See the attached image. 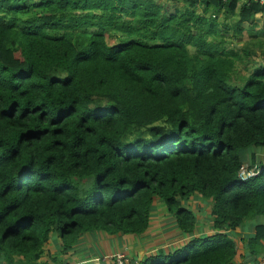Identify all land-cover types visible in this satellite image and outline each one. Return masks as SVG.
I'll return each mask as SVG.
<instances>
[{
  "label": "trees",
  "instance_id": "1",
  "mask_svg": "<svg viewBox=\"0 0 264 264\" xmlns=\"http://www.w3.org/2000/svg\"><path fill=\"white\" fill-rule=\"evenodd\" d=\"M33 1L0 0V263L67 264L84 232L142 234L157 199L192 235L184 202L200 196L214 233L138 264H235L230 231L264 217V163L238 177L247 149L264 147V38L240 55L224 35L259 25L264 37L263 4ZM253 47L261 60L235 81ZM262 241L264 222L241 258L255 263Z\"/></svg>",
  "mask_w": 264,
  "mask_h": 264
},
{
  "label": "crops",
  "instance_id": "2",
  "mask_svg": "<svg viewBox=\"0 0 264 264\" xmlns=\"http://www.w3.org/2000/svg\"><path fill=\"white\" fill-rule=\"evenodd\" d=\"M260 150H264V147L257 148L255 151V166L264 163V154L260 153ZM248 161L249 157H246L243 163ZM153 205L149 226L142 234H109L101 230L84 232L74 247L61 256L62 262L67 264H85L84 262L87 260L111 255L115 252H123L130 260L140 262L144 257L155 254L159 250L163 252L174 251L192 237L214 233L211 219L208 215L210 213L209 200L200 196H191L184 202L186 207L193 210L197 218L196 228L192 235L185 234L178 229L174 218L167 212L161 200H155ZM206 207H209V213L205 214V218L202 220L198 219V213L203 211L206 213V210H208ZM157 213L161 214V219L159 217L158 220L156 219ZM260 222H264V217L255 216L245 220L241 226L230 231L232 239L237 242V254L234 257L235 264H254L252 257L242 259L241 255L244 253L243 243H245V239L253 233L254 226ZM54 237L53 242H49L48 246H53L52 251L55 253L59 240L55 238L56 240L54 241ZM261 243L264 246V241ZM263 256L264 253L257 255L255 261L260 260Z\"/></svg>",
  "mask_w": 264,
  "mask_h": 264
},
{
  "label": "rangeland",
  "instance_id": "3",
  "mask_svg": "<svg viewBox=\"0 0 264 264\" xmlns=\"http://www.w3.org/2000/svg\"><path fill=\"white\" fill-rule=\"evenodd\" d=\"M33 2H37V0H34ZM179 6H181V4H179ZM202 7L203 6H202L201 0H197V3L195 5L197 13H201L202 12ZM222 13H223V11L218 12L217 14H214L217 17V19H218V21L220 23L223 20V14ZM71 14H73L72 17H74L75 15L80 16L82 14V12H80L79 10H75ZM234 20H235V17H232V18H229L227 20V22L232 24L234 22ZM259 28H260L259 25H256V27L253 25L252 28H251V31H248L249 29L248 30L245 29L241 33L239 40H236L234 38L232 39V37H231L232 31H231V29H229V32L225 33V35H224L225 38H226V41H227V45L229 46V48L235 47L234 50H236L240 55H242L243 51L242 50L239 51V49L241 47H243L245 44H247L250 40L254 41V38H253L252 35H254V34L257 35L255 32H257L261 38H264L262 36V33L260 32ZM74 30H75V32L79 31L78 29H74ZM63 31H65V30H63ZM68 31H71V30L69 29ZM112 34L113 33H112L111 30H108V31L105 32V37H106L107 42L109 44L114 43V42L117 41L116 37L114 35H112ZM236 47H238V48H236ZM253 50L256 51L257 53L254 52L252 54H249L248 57L244 56L243 60H236V62H235V67H236L235 70L237 72L235 73L236 75L234 74L235 76L233 75V77H234L233 79L235 81H239V79L241 77L247 76L252 71V69L255 67L257 62L259 60H261V55H260L259 49H257L256 47H253ZM253 149H254V151L257 150V148L256 149L253 148ZM253 149H247V151L245 152L246 153L245 156L249 157V155H250L249 151H252ZM259 152L264 154V150H260ZM242 165L247 166L249 168L255 167V164H250L249 161L246 162V163H242ZM190 207H194V206H190ZM206 208H208V210H206V213L204 211L202 213H198L199 214L198 215V219L202 220L203 218H205V214L207 215L209 213V207H206ZM158 217L161 219L162 218L161 214L157 213V218H156L157 220H158ZM101 231H103V230H101ZM48 245H44L45 252L43 254V259H47V260L49 259V254L54 252V251H52L53 246H48ZM171 252H173V251H170L169 253H171ZM4 263L5 262H2V264H4Z\"/></svg>",
  "mask_w": 264,
  "mask_h": 264
},
{
  "label": "built area",
  "instance_id": "4",
  "mask_svg": "<svg viewBox=\"0 0 264 264\" xmlns=\"http://www.w3.org/2000/svg\"><path fill=\"white\" fill-rule=\"evenodd\" d=\"M247 2L250 1H259L264 6V0H244ZM214 16V15H213ZM260 171L259 166L247 167L241 165L238 171V177L241 180H247L248 178L255 176ZM85 264H138L139 262L130 260L123 252H115L111 255H105L102 257L93 258L84 262ZM254 264H264V256L257 260Z\"/></svg>",
  "mask_w": 264,
  "mask_h": 264
}]
</instances>
